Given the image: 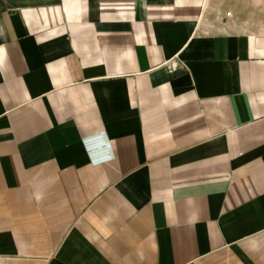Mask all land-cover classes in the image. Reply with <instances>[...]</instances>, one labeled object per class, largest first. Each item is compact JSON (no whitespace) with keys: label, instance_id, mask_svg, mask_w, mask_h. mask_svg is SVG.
Masks as SVG:
<instances>
[{"label":"crops","instance_id":"1","mask_svg":"<svg viewBox=\"0 0 264 264\" xmlns=\"http://www.w3.org/2000/svg\"><path fill=\"white\" fill-rule=\"evenodd\" d=\"M205 0H0V264H264V34Z\"/></svg>","mask_w":264,"mask_h":264},{"label":"rangeland","instance_id":"2","mask_svg":"<svg viewBox=\"0 0 264 264\" xmlns=\"http://www.w3.org/2000/svg\"><path fill=\"white\" fill-rule=\"evenodd\" d=\"M202 20L227 31L264 34V0H205Z\"/></svg>","mask_w":264,"mask_h":264}]
</instances>
